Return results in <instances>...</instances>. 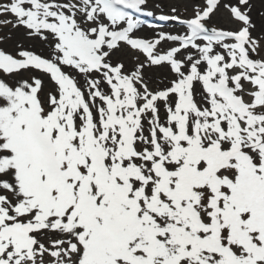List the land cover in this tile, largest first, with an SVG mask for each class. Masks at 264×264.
Here are the masks:
<instances>
[{
	"label": "snow or ice",
	"instance_id": "6c2138e0",
	"mask_svg": "<svg viewBox=\"0 0 264 264\" xmlns=\"http://www.w3.org/2000/svg\"><path fill=\"white\" fill-rule=\"evenodd\" d=\"M151 2L0 0V264H264L253 2Z\"/></svg>",
	"mask_w": 264,
	"mask_h": 264
},
{
	"label": "rangeland",
	"instance_id": "374dc122",
	"mask_svg": "<svg viewBox=\"0 0 264 264\" xmlns=\"http://www.w3.org/2000/svg\"><path fill=\"white\" fill-rule=\"evenodd\" d=\"M153 3L159 4L160 8H162L163 11H160V8L153 9L152 8ZM197 3H202V0H197V1H195V0H152V2L149 4V9L153 10L156 14L167 15V14H169L170 9L175 7L178 10L176 12V15L181 16L182 18H188V17H191V15H192L193 5L197 4ZM254 4H255V7H253L251 15H252V18L257 25V32L253 33V35H257L260 31L264 30V16L259 15V13L264 12V0H254L253 5ZM146 20L147 21L150 20V23H152L150 25V27L159 23L158 27L155 28V31H158V32L162 31V32L173 34V35L182 32V26L176 22H167L165 24V23L159 22L158 20H155L151 17L146 18ZM210 24L215 25L218 28L234 27L233 25H231L227 21V19L223 18L221 13H217L212 18V20L210 21ZM160 25H162V26H160ZM173 27H176V28L171 30V31L167 30V29L173 28ZM10 30H11V26L9 25L8 27L3 28L2 31H0V35L7 34L10 32ZM11 36H12V39L7 42L8 46L13 45L18 37L21 38V33L17 32V31H11ZM164 47H168V44H165ZM261 55H264V50H262ZM126 63H129V66H131V58L130 57L126 58ZM148 75L151 76L153 79V83L151 84V87L155 88V87H157L156 81L160 77H162L164 75V73L163 72H149ZM161 87H163V85Z\"/></svg>",
	"mask_w": 264,
	"mask_h": 264
},
{
	"label": "bare ground",
	"instance_id": "6f19581e",
	"mask_svg": "<svg viewBox=\"0 0 264 264\" xmlns=\"http://www.w3.org/2000/svg\"><path fill=\"white\" fill-rule=\"evenodd\" d=\"M195 1H197V0H195ZM252 2L254 3V0H252ZM253 7H255V4H254V6ZM160 11H163V9L162 8H160ZM157 16H159V14H156ZM158 23V22H157ZM152 23H150V20H146L145 21V27H144V31L143 32H141V33H139V35H142V36H145V37H149V38H151L153 35H154V33H157L158 31H155V28H157L158 27V24H156V25H153L152 27H150V25H151ZM176 24V23H175ZM180 25V24H179ZM160 26H162V25H160ZM180 27V26H179ZM176 27H173V28H169V29H167L168 31H171V30H173V29H175ZM153 29V30H152ZM17 39H20V37H18ZM16 39V40H17ZM153 80V79H152ZM160 86H162V85H160Z\"/></svg>",
	"mask_w": 264,
	"mask_h": 264
}]
</instances>
